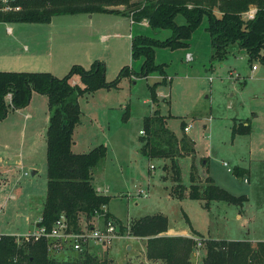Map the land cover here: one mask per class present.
I'll return each instance as SVG.
<instances>
[{"label":"rangeland","instance_id":"1","mask_svg":"<svg viewBox=\"0 0 264 264\" xmlns=\"http://www.w3.org/2000/svg\"><path fill=\"white\" fill-rule=\"evenodd\" d=\"M176 20L185 22L181 15ZM91 26L94 35L89 39ZM207 26L205 16L190 39L192 47L156 49V61L167 64L166 76H123L116 87L80 96L84 126L75 128V150L88 151L103 142L108 146V154L93 169L94 185L111 196L105 212L109 206L124 220L123 227L146 215H166L173 231L164 234L190 233L202 240L192 264H204L206 239L264 241V60L251 59L238 44L230 46L227 56L214 59ZM140 32L163 39L172 31L132 25L128 14L112 12L60 14L49 22L0 21V70L63 77L76 64L90 69L99 60L112 81L125 67L140 71L143 58L132 57V39ZM190 50L192 60L187 59ZM88 52L94 56L91 61H86ZM49 57L59 65L57 75L48 69ZM72 81L83 86L79 75ZM50 114L48 95L35 90L27 106H10L0 120V234L22 236L37 229L48 189ZM156 114L166 118L177 136L194 141L197 166L208 160L215 182L242 198L240 202L212 201L207 208L187 190L180 192L183 184L190 186L193 157L179 159L177 181L169 159L164 167L163 159H150L143 151L145 117ZM185 124H191L189 131H184ZM139 190L148 196H139ZM146 244V238H117L107 245L91 241L84 249L117 264H146ZM80 251L54 255L64 259Z\"/></svg>","mask_w":264,"mask_h":264},{"label":"trees","instance_id":"2","mask_svg":"<svg viewBox=\"0 0 264 264\" xmlns=\"http://www.w3.org/2000/svg\"><path fill=\"white\" fill-rule=\"evenodd\" d=\"M18 4L22 5V9L0 10V21L49 22L55 15L94 12L129 16L135 10L137 22L147 18L148 27L172 31L163 39L145 32L133 36L132 57L143 58L141 69L136 72L132 67H125L119 77L112 81H107L106 66L99 60L90 69L76 64L63 77L42 71L0 70V120L7 116L10 106H27L35 90L49 98L51 114L46 133L48 189L39 221L40 225L48 229L62 213L66 214L76 231L85 225L92 226L97 214H103L105 219L116 218L104 210L111 196L100 192L94 185L93 169L106 156V145L101 143L85 152L73 150L74 131L82 116L80 96L91 95L102 88L116 87L123 76L145 77L156 72L166 76L167 64L156 61V49L189 47L190 39L205 16L208 19L207 30L214 48V59L227 56L230 46L238 43L251 59L260 57L264 60V0H19ZM120 5H124L125 9H120ZM253 5L257 7L256 15L253 19H246L243 14ZM178 15L184 18V23H178ZM75 75L80 76L83 86L72 81ZM9 94L10 102L7 100ZM144 122L142 137L146 144L143 151L150 159H169L177 181L181 179L179 159L193 157L188 188L190 197L200 200L207 208H210L212 201L238 203L242 200L215 182L208 173L207 163L206 172H200L194 161V141L188 135L177 136L166 126V118L160 114L147 116ZM185 127L186 124L184 131ZM239 130L243 131L240 127ZM204 161L202 159V164ZM237 172L242 176V170ZM186 189L183 184L180 192ZM116 220L121 223L118 218ZM122 229L128 230L131 235L147 237L146 257L154 264H192V254L198 243L196 237L194 234H164L169 230L166 215H146L128 226L122 225ZM205 244L207 254L204 264H264V241L206 239ZM73 251L70 249L68 253ZM0 264L117 263L111 258H101L87 248L59 259L49 251L47 238L28 240L18 235L1 234ZM118 264L135 263L129 260Z\"/></svg>","mask_w":264,"mask_h":264},{"label":"built area","instance_id":"3","mask_svg":"<svg viewBox=\"0 0 264 264\" xmlns=\"http://www.w3.org/2000/svg\"><path fill=\"white\" fill-rule=\"evenodd\" d=\"M19 0H0V10L2 11H14L22 9V5L18 4ZM257 8H251L244 12V17L246 19H253L256 15ZM135 10L131 11L129 18L131 20V24H141L143 26L148 25V19L144 18L143 20L137 22L134 17ZM192 53H187V59L192 60ZM11 96V94H9ZM190 127H185V130H188ZM141 133L144 134V131L141 130ZM227 164V163H225ZM154 168V165H152ZM139 196H148V193L144 190L138 191ZM93 220L92 226L85 225L80 231H76L72 228L68 217L65 213L60 214V216L56 219L55 223L48 229L46 226L40 225L39 218L37 222V229L25 235H22L25 239H40L42 237L48 239L49 243V251L54 254L64 253L70 249L73 250H82L86 247L89 242H99L103 245L110 244L114 239L117 238H135L134 235H131L128 230H123L122 225L116 219L109 217L102 219L100 221V214H97ZM1 235V234H0ZM198 241V245H201V239L196 238ZM146 264H152L147 258L145 260ZM154 264V263H153Z\"/></svg>","mask_w":264,"mask_h":264},{"label":"crops","instance_id":"4","mask_svg":"<svg viewBox=\"0 0 264 264\" xmlns=\"http://www.w3.org/2000/svg\"><path fill=\"white\" fill-rule=\"evenodd\" d=\"M256 6L255 5H253V6H251V8H255ZM257 8V7H256ZM92 26H91V29L86 33V35H88V37H89V39H92L93 37V35H94V30H92ZM9 30L11 31L12 30V28L11 27H9ZM90 43H91V41H90ZM235 44H238V43H235ZM239 45V44H238ZM58 46H60V45H55V48H57ZM190 47H192V43L190 42V45H189ZM242 48V47H241ZM24 49L26 50V51H30V47H29V44H25L24 45ZM243 50H245L244 48H242ZM31 52V51H30ZM188 53H192V55H193V57H194V54H193V52H191V50L190 51H188ZM51 57H52V55H51ZM51 57H49V61H50V68H48V69H50L54 74H56L57 75V73L55 72V70H58L59 69V65L58 64H55L53 61H51ZM94 56H93V54H91L90 52H88V56L86 57V61H91L92 60V58H93ZM82 64H84V65H88V63L87 64H85V63H83V62H81ZM61 66H63V65H61ZM257 69H255V71H256ZM103 89H107V88H102V89H99V90H97L95 93H93V95L94 94H99V93H101V92H103ZM10 96V95H9ZM10 98H11V96L7 99L8 101L10 100ZM80 98V97H79ZM80 101V100H79ZM83 114V113H82ZM31 115H29V117H30ZM80 126H84V122L82 121V116H81V121H80V123H78ZM77 124V125H78ZM78 125V126H79ZM187 126H189L190 128H191V124H189V125H187L186 124V127ZM190 128L188 129V130H185V131H189L190 130ZM104 143V142H103ZM105 145H106V143H104ZM77 145V140H76V138H75V131H74V143H73V150L75 151V152H85L84 150L82 151H77V150H75V146ZM106 147H107V154H108V146L106 145ZM106 154V155H107ZM167 161L166 160H164V163H166ZM205 163H207V165H208V160H206L205 159V161H204V164H203V166H202V164L199 166V169H200V172L202 173V174H204L205 172H206V167H205ZM201 168H202V171H201ZM190 170H191V167H190ZM208 173H209V171H208ZM94 174V173H93ZM162 177H164L165 179H167L166 178V175L165 174H163L162 175ZM94 181H95V177H94ZM97 188V187H96ZM189 188V187H188ZM188 188L186 189L187 190V192H188ZM100 192H102V193H105L106 191L104 190H101V189H99V188H97ZM106 194V193H105ZM106 210L110 213V214H112L113 216H115L116 218H118L119 220H123L121 217H119L117 214H115L113 211H111L110 210V207L109 206H107V208H106ZM124 221V220H123ZM169 231H173V229H169ZM171 235V234H170ZM173 235H175V234H173ZM180 235V234H179ZM182 235H187V236H192V234H190V233H184V234H182ZM195 236V235H194ZM134 237L135 238H146L147 239V237H142V236H135L134 235ZM130 239H134V238H130ZM130 247V249H133L132 247L133 246H129ZM144 255L146 256V253L144 252ZM147 258V257H146ZM132 261H134V260H132Z\"/></svg>","mask_w":264,"mask_h":264},{"label":"water","instance_id":"5","mask_svg":"<svg viewBox=\"0 0 264 264\" xmlns=\"http://www.w3.org/2000/svg\"><path fill=\"white\" fill-rule=\"evenodd\" d=\"M31 172H32V174H34L36 171L35 170H32Z\"/></svg>","mask_w":264,"mask_h":264}]
</instances>
